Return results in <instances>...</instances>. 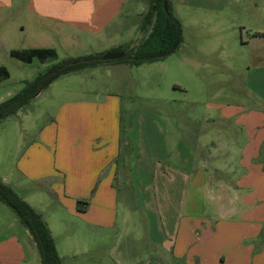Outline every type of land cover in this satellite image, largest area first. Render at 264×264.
Instances as JSON below:
<instances>
[{"label":"rangeland","instance_id":"374dc122","mask_svg":"<svg viewBox=\"0 0 264 264\" xmlns=\"http://www.w3.org/2000/svg\"><path fill=\"white\" fill-rule=\"evenodd\" d=\"M3 1L0 65L8 69L10 76L0 83V104L17 95L25 82L35 80L68 58L105 54L113 39L132 40L135 44L150 31L148 28V32L142 33L136 23L135 13L144 6L143 14L149 9L148 3H142L146 0L102 5L95 4V0ZM169 2L183 27L182 43L171 55L137 67L120 60L107 61L61 76L14 116L0 119V178H11L15 186L26 185L25 191L16 189L17 192L30 199L27 192L32 191L35 209L51 224L58 222L55 214L59 206L54 201V191L68 205L71 201L75 206L78 201L90 202L75 199L78 185L69 184L72 175H76L69 172L70 167L80 159L63 143L66 104H118L121 127L133 129L132 138L138 135L141 149H147L149 157L155 159L158 155L165 161L172 154V144L180 130L193 125L195 129L208 127L206 117L218 118L223 112L236 114L243 109L264 116V40L254 38L257 31L264 32V0ZM113 12L117 13L120 25L116 31L103 35L63 24L65 19H91ZM37 48H52L57 58L45 63L35 59L26 64L9 54L12 49ZM194 115L199 119L197 124L188 119ZM228 123L234 125L235 118ZM23 171L30 176L59 173L61 179L33 183ZM132 180L138 191L137 177ZM96 189L97 183L91 196ZM0 207L14 215L5 204L0 203ZM117 214L115 228L103 230L85 224L63 209V236L57 233L59 245L63 240V264H143L151 251L144 246L141 227L149 219L152 223L154 216L137 210L127 217L123 205H119Z\"/></svg>","mask_w":264,"mask_h":264},{"label":"crops","instance_id":"0c3cea01","mask_svg":"<svg viewBox=\"0 0 264 264\" xmlns=\"http://www.w3.org/2000/svg\"><path fill=\"white\" fill-rule=\"evenodd\" d=\"M115 1L126 0L94 3ZM144 12L145 6L135 13L140 31ZM63 24L96 36L116 31L120 25L114 12L91 19H65ZM256 33L254 38L264 40V32ZM115 40L107 53L134 43ZM177 89L183 90L181 86ZM108 104L78 101L66 104L68 111L63 114V143L80 159L70 167L69 172L76 175L69 184L78 185L75 199L90 202L87 211L80 212L74 201L68 205L54 191L58 222H46L62 260L63 240L59 245L57 233L63 236V209L89 226L111 230L117 224V209L123 205L127 217L137 210L154 216L152 223L149 219L141 227L144 246L151 251L143 264H264V116L243 109L236 114L223 112L218 118L206 117L208 127L195 129L193 125L180 130L165 161L158 155L149 157L147 149H141L138 135L132 138L133 129L121 127V107ZM234 118V125H229ZM188 119L193 124L199 121L195 115ZM23 174L33 183L61 179L59 173ZM134 176L138 191L133 188ZM0 180L35 209L32 191L27 192L29 199L16 190L26 185H12L7 176ZM0 264H40L29 231L2 207Z\"/></svg>","mask_w":264,"mask_h":264},{"label":"trees","instance_id":"16d2710c","mask_svg":"<svg viewBox=\"0 0 264 264\" xmlns=\"http://www.w3.org/2000/svg\"><path fill=\"white\" fill-rule=\"evenodd\" d=\"M148 11L143 15L141 32L150 31L135 44L119 47L111 52H123L125 57L120 62L131 66H141L146 63L158 62L171 55L182 43L183 27L173 15L169 0H147ZM167 5L168 12L165 9ZM101 55H90L77 59L68 58L40 74L35 80L25 82L24 88L15 96L0 104L1 118L14 116L27 106L43 90L47 89L59 77L79 73L88 68H95L105 62ZM10 56L26 64H32L35 59L45 63L57 58L54 49L12 50ZM9 71L0 67V83L9 78ZM0 203L8 206L19 222L29 231L38 253L40 264H63L57 251L56 242L43 215L20 197L11 187L0 180ZM89 206L87 200L78 201L77 210L86 212Z\"/></svg>","mask_w":264,"mask_h":264},{"label":"water","instance_id":"95a60500","mask_svg":"<svg viewBox=\"0 0 264 264\" xmlns=\"http://www.w3.org/2000/svg\"><path fill=\"white\" fill-rule=\"evenodd\" d=\"M165 9L168 12V8L167 5L165 4ZM125 57V53L123 52H110V53H106L101 57V60L103 62H107V61H114V60H120L123 59ZM1 119V116H0Z\"/></svg>","mask_w":264,"mask_h":264}]
</instances>
